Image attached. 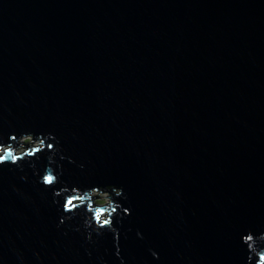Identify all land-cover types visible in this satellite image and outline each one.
I'll list each match as a JSON object with an SVG mask.
<instances>
[{
  "label": "water",
  "instance_id": "1",
  "mask_svg": "<svg viewBox=\"0 0 264 264\" xmlns=\"http://www.w3.org/2000/svg\"><path fill=\"white\" fill-rule=\"evenodd\" d=\"M0 147V264H257L264 0H0Z\"/></svg>",
  "mask_w": 264,
  "mask_h": 264
},
{
  "label": "clouds",
  "instance_id": "2",
  "mask_svg": "<svg viewBox=\"0 0 264 264\" xmlns=\"http://www.w3.org/2000/svg\"><path fill=\"white\" fill-rule=\"evenodd\" d=\"M28 136L29 135H24L22 138H26ZM12 139L16 140V137L14 136V137H12ZM36 142L38 143L36 146H30V147H34V148L35 147H41V143H39V141H36ZM24 143H25V145H29L30 143H33V140H31L29 143L28 142H24ZM48 148L52 149L53 152L58 151L57 149H55L54 145H51V144L48 145ZM24 152H26L25 149H24V151L22 153H24ZM9 157H11V162L12 163H17V162H19V160L23 156L22 155H17L14 152L9 151L8 149L0 147V164H4V163L9 162ZM42 182H43L45 187H52L56 183L59 182V176L57 174H55L54 171L53 172H48V173L43 175ZM112 187L114 189L118 190V194H116V196L119 197V196L123 195V189L122 188H118V187H115V186H112ZM91 190H93V189H91ZM91 190H88L87 192H89ZM97 194L100 195L102 193H97ZM69 203H71V200H69ZM65 209L68 212H72L73 211L72 209L67 208L66 204H65ZM113 211L116 213L117 209H113ZM126 211H128V210H126ZM101 226H106L108 228H112L113 227V223H109L107 220H105ZM97 231H99V229H97ZM245 243L249 246L250 251L253 254H255V255H257L259 257L257 264H264V251H262L260 249V245L262 243H264V234H262L258 238L255 234L250 233V234H248L245 237Z\"/></svg>",
  "mask_w": 264,
  "mask_h": 264
},
{
  "label": "rangeland",
  "instance_id": "3",
  "mask_svg": "<svg viewBox=\"0 0 264 264\" xmlns=\"http://www.w3.org/2000/svg\"><path fill=\"white\" fill-rule=\"evenodd\" d=\"M31 140H33V143H30L31 146H36L38 144L36 141L34 142V139H32V137L23 138L21 141H24V142H28L29 143ZM23 151H24V149H20L18 151V153H22ZM92 194H94V193H91V195ZM94 195L96 197H98V198L94 199L95 200V203L94 204L96 206L98 205L97 207H101V206L102 207H106V206H108V205L111 204V200H110V197H109L108 194L103 193V194L98 195L97 193H95Z\"/></svg>",
  "mask_w": 264,
  "mask_h": 264
},
{
  "label": "bare ground",
  "instance_id": "4",
  "mask_svg": "<svg viewBox=\"0 0 264 264\" xmlns=\"http://www.w3.org/2000/svg\"><path fill=\"white\" fill-rule=\"evenodd\" d=\"M95 194V193H94ZM94 194H92L91 195V198H92V200H94V199H96V198H98V197H96ZM98 201V200H97ZM94 203H95V201H94ZM95 205V204H94ZM98 206V205H97ZM101 206V205H100ZM102 207V206H101Z\"/></svg>",
  "mask_w": 264,
  "mask_h": 264
},
{
  "label": "trees",
  "instance_id": "5",
  "mask_svg": "<svg viewBox=\"0 0 264 264\" xmlns=\"http://www.w3.org/2000/svg\"><path fill=\"white\" fill-rule=\"evenodd\" d=\"M27 146H31V144L27 145Z\"/></svg>",
  "mask_w": 264,
  "mask_h": 264
}]
</instances>
